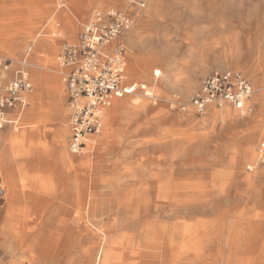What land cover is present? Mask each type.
Returning <instances> with one entry per match:
<instances>
[{"label":"crops","instance_id":"obj_1","mask_svg":"<svg viewBox=\"0 0 264 264\" xmlns=\"http://www.w3.org/2000/svg\"><path fill=\"white\" fill-rule=\"evenodd\" d=\"M121 1L0 0V59L22 63L31 37L29 50L50 58L77 41L96 10L108 11ZM194 11L192 39L179 40L175 55H151L145 44L129 40L132 67L142 68V82L132 93L137 101L121 98L116 106L121 117L115 114L113 128L96 135L86 171L85 157L69 148L70 105L54 102L49 77L41 78L32 101L29 97L20 127L0 129V264H186L180 243L186 191L201 193L223 186L218 177L253 173L242 165L264 143L262 57L244 59L242 73L257 86L245 113L210 107L203 116L194 109L192 97L213 73L202 79L209 70L202 68V27H210V44L214 36L212 18L203 25ZM155 65L161 70L155 68L153 76ZM109 134V161L94 165L91 153ZM257 176L264 188V162ZM227 186L243 190L247 184ZM144 202L150 208L140 215ZM164 206H173L176 214H164ZM84 209L85 248L84 223H75ZM229 255L220 253L222 263Z\"/></svg>","mask_w":264,"mask_h":264},{"label":"built area","instance_id":"obj_2","mask_svg":"<svg viewBox=\"0 0 264 264\" xmlns=\"http://www.w3.org/2000/svg\"><path fill=\"white\" fill-rule=\"evenodd\" d=\"M132 24V17L118 9L96 10L85 22L77 41L67 44L58 56L60 64L69 69L64 81L71 108L69 148L73 153H81L91 137L102 132L105 111L116 98L139 88L137 82H127V49L118 40ZM26 62L24 59L21 64ZM13 65L0 59V129L8 124L20 127L21 113L29 103V94L35 90L30 72L24 68H16L13 77H8ZM141 87L145 90L144 85ZM253 94V85L242 71L218 70L203 79L192 104L203 116L210 107L231 106L245 113ZM17 107L20 114L11 118L9 111Z\"/></svg>","mask_w":264,"mask_h":264},{"label":"bare ground","instance_id":"obj_3","mask_svg":"<svg viewBox=\"0 0 264 264\" xmlns=\"http://www.w3.org/2000/svg\"><path fill=\"white\" fill-rule=\"evenodd\" d=\"M153 5L155 3L149 1L150 9ZM119 6L125 7L127 4L121 1ZM226 25L225 20H221L218 23L219 28H224ZM257 26H261V23ZM131 36L132 39L137 36V31L133 30ZM142 37L140 35V38ZM227 37L228 45L221 52L223 57V61L222 63L220 61L221 65H219L221 68L228 66L230 61L236 62L242 54L238 28L233 27ZM221 39L222 36H218V46L222 44ZM253 39L254 37L250 35L245 40L244 44L247 48L252 46ZM35 56L37 61L33 63L34 66H38L39 62L49 64L51 70L55 73L52 78L53 90L56 94L55 102L59 103L61 100L63 101L65 88L61 80V73L67 72V68L63 65L60 66L61 64L59 65L57 60L52 57L43 59L37 57V55ZM26 64L27 62L24 65L21 64V68L25 69ZM15 69L12 66L10 73L12 71L14 73ZM131 70L135 71V68L132 67ZM33 75L35 82L40 86L39 82L41 78L46 75L39 69H34ZM118 99L121 98H116L111 106ZM262 144H264L263 141ZM92 146L93 144L89 143L87 148L88 152H85V166L88 165L87 157L92 150ZM260 148L258 151H251L252 153L250 152L249 154L251 156L244 162L245 165H242L244 167L246 166L248 170H252L253 173L245 172L246 174L244 176H239L235 173V175L228 177H218V181L223 183V186H210L204 188L201 193H195L192 190L186 191L180 213L185 218L180 243L182 248L181 258L186 261V264L217 263L220 259V253H225V251H229L230 255L222 264H264V188L255 186L260 179L257 176L259 162L260 160L264 162V158L261 159L264 154V149L262 147ZM236 162L234 161V166L241 167ZM239 182H244L247 186L243 190L237 188L232 189L227 186V184ZM143 194L147 195L146 193ZM143 208H145V211ZM149 208L148 203L144 202L142 207L139 208V214L141 215L142 211L146 212ZM162 208L164 214L167 215H173L177 212L173 206H164ZM75 223H84L82 239L85 248V209L78 213V218H75Z\"/></svg>","mask_w":264,"mask_h":264},{"label":"rangeland","instance_id":"obj_4","mask_svg":"<svg viewBox=\"0 0 264 264\" xmlns=\"http://www.w3.org/2000/svg\"><path fill=\"white\" fill-rule=\"evenodd\" d=\"M122 1L125 2L127 6L125 7L110 6V8L108 9H118L123 12L127 11L126 13L129 14L133 19V24L131 28L128 29V31H126L118 39L125 43L127 49L126 56L128 62V67H127L128 83H132L134 81L138 83L142 82L140 77V71L142 68L136 67L137 68L136 71L131 70L132 69L131 60L133 59V54L131 53L129 47V40L132 38L131 34H133V30L137 31V36H135V38L133 39L145 44L151 50V55L157 54L160 55L161 57L162 55L165 54L169 56L175 55L178 51L179 40L188 41L192 39L193 31H194L193 19L195 16V11H194L195 9H196V15L201 16L203 25L204 23H206L205 21L210 20V17L212 18V21H214V23L212 24V35H214L213 39L217 36V38H215L214 41L212 39V44H210L209 40L206 41L207 36L209 35L210 27L209 26L202 27L200 32V36L202 38V41L200 43L202 68L209 69L208 71L202 74V79L212 72L218 70H226V69L239 70L246 75L244 68V65L246 64V63L244 64V59L246 57L248 58L254 55L259 58L260 57L264 58V40H263L264 0H143L142 3L130 2L129 0H122ZM149 1L155 3V5H153L151 9L149 8ZM221 20H225V22L227 23L226 27L219 28L218 23ZM259 23H261V26L258 27L257 25ZM233 27H237L239 30V40L241 41L242 54L239 60H236V62L230 61L228 63L229 64L228 66H226L225 68L223 67L221 68L219 66L221 65L220 61L221 63L223 61L221 52L228 45L227 35ZM140 35L143 37L140 38ZM250 35L254 37L253 39L254 41L252 46L250 48H247L244 42ZM218 36H222L221 39L222 44H220L219 46H218ZM32 41H34V37H31L26 41L24 55H26L25 51L29 50V46ZM61 51H62L61 49L58 50L57 53L54 56H52L53 59L57 60L59 65L60 62L57 58L61 53ZM35 55H37L36 48H31L30 54H28V56L26 57L27 64L25 66V69L30 72V77L35 87L34 93L30 95V101L33 100V96L37 93V90L40 87L34 80L33 70L39 69L40 71H43L46 77L50 78L47 84V87L50 88H53L52 78L53 75L55 74L51 70L49 64H42L39 62L38 66H34L33 63L37 61ZM21 67H22L21 63H15L13 65V69L21 68ZM159 67L160 66L158 65L152 67L151 73L153 76H154L155 68L161 70V68ZM66 68H67L66 71H68L69 70L68 67ZM262 70L264 71V67L262 68ZM163 72L165 71H162L160 77L163 75ZM65 73L64 72L61 73V80L63 81L65 88V94H63L64 100L63 101L61 100L57 104L64 103L65 105H67L68 93L66 90V83L64 81ZM13 75L14 73L12 71L8 77L12 78ZM251 83L254 89L256 90L257 86L255 85L252 79H251ZM127 97H130L131 101L133 102L137 101L136 99L137 97L135 95L128 94L126 95L125 98ZM121 101L122 99L116 100L114 105L108 107V109L105 111L106 114L104 116V130L105 128H109V129L113 128L111 127V125L116 117L115 114L118 113L119 116L121 117L120 111L116 107ZM246 107L248 106L246 105ZM70 114H71V110L69 109L67 111V115ZM97 136L94 135L91 141H89V143L95 144L96 143L95 141L98 138ZM111 140L112 139L110 138V134H109L107 140L103 144L98 145L95 151L91 153V160L94 165H97L101 162L105 163L104 161L107 160V157L105 156H108L109 154L108 153L110 146L109 144ZM260 147L264 149V144ZM87 148L84 149L81 153H78L76 155L85 157V154L88 152ZM260 153L263 154L262 152ZM263 158H264V154L261 159ZM260 163H263L262 160H260L259 165ZM74 166H75V170H77L78 164L75 163ZM82 167L84 168V166ZM87 168L88 165L85 166V171ZM259 184H261V182L256 183L255 186L259 187ZM164 258L165 255L162 259ZM222 260L223 257L220 256V259L217 261L216 264L222 263Z\"/></svg>","mask_w":264,"mask_h":264}]
</instances>
